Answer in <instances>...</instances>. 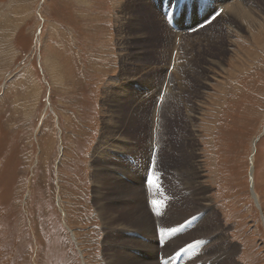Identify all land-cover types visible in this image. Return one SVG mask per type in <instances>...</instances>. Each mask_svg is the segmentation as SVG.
Returning <instances> with one entry per match:
<instances>
[{"label":"rangeland","instance_id":"374dc122","mask_svg":"<svg viewBox=\"0 0 264 264\" xmlns=\"http://www.w3.org/2000/svg\"><path fill=\"white\" fill-rule=\"evenodd\" d=\"M116 249L264 264V0H0V264Z\"/></svg>","mask_w":264,"mask_h":264},{"label":"bare ground","instance_id":"6f19581e","mask_svg":"<svg viewBox=\"0 0 264 264\" xmlns=\"http://www.w3.org/2000/svg\"><path fill=\"white\" fill-rule=\"evenodd\" d=\"M176 1V0H175ZM131 2V1H130ZM166 3V2H165ZM168 4L170 5V3L168 2ZM152 5V4H151ZM237 6V5H236ZM229 7H233V4H232V6L230 5ZM241 7V6H240ZM161 8H163V7H161ZM234 8V7H233ZM164 9H165V7H164ZM175 9V8H174ZM228 9V8H227ZM169 9L167 8L166 10H164L165 12H167ZM229 11L232 13L231 15H235L236 16V18H237V20H239L240 21V19L241 20H243V18H245V22H247L248 20L246 19V16H247V14H242V16L240 17L239 15H238V10L237 9H232V8H230L229 9ZM175 12V11H174ZM245 12V11H244ZM226 15H228V14H226ZM135 17V16H134ZM142 18V17H141ZM149 18V17H148ZM228 18V17H227ZM129 19H130V17H129ZM139 19V18H138ZM256 19V18H255ZM137 20V19H136ZM149 20H151V19H149ZM129 21V20H128ZM156 21V20H155ZM134 22V21H133ZM136 22V21H135ZM137 22H138V20H137ZM126 23V22H125ZM244 23V22H243ZM175 24V23H174ZM134 25H135V23H134ZM131 26V25H130ZM132 26H133V24H132ZM140 26V25H139ZM254 26H255V28H254V31L255 32H258V29H259V27H261L262 26V24L260 25V26H258V25H255L254 24ZM135 27V26H134ZM132 28V27H131ZM124 29V28H123ZM138 29V28H137ZM174 31V30H173ZM124 32V31H123ZM209 32V31H208ZM164 33H166V31L164 32ZM211 33V32H210ZM121 36V35H120ZM202 38V37H201ZM206 39V38H205ZM124 43V42H123ZM209 43V42H208ZM124 44H126V42L124 43ZM123 45V44H122ZM179 49H180V46H178V43H176L175 44V47L173 48V53L171 54V60L172 61H174V64H175V70L176 71H178L179 70V57H178V51H179ZM183 50V49H182ZM128 55V54H127ZM126 58V57H125ZM131 58V57H130ZM138 60V59H137ZM46 64V66L48 65V69H49V71H50V77L52 78V82H56V81H60L61 80V82L63 81V78H61L60 77V74H57V73H59L60 72V70H58L57 68H56V70L55 69H53L51 66H50V62H48V63H45ZM57 67V66H56ZM135 71V70H134ZM253 71V70H252ZM130 73V72H129ZM175 73V72H174ZM163 76V75H162ZM115 77V76H114ZM128 77V76H127ZM161 77V76H160ZM118 78H120V77H118ZM126 78V77H125ZM116 79V78H115ZM164 79V78H163ZM129 80V79H128ZM162 82V81H161ZM117 83V82H116ZM128 83V82H127ZM112 84V83H111ZM121 84V83H120ZM157 84H159V83H157ZM156 84V85H157ZM145 85V84H144ZM147 85V84H146ZM149 85V84H148ZM173 85H174V83H172V82H170V90H172V88H173ZM151 87V86H150ZM111 88V87H110ZM113 88V87H112ZM152 88V87H151ZM134 89V88H133ZM164 89V88H163ZM117 90V89H116ZM115 90V91H116ZM165 90V89H164ZM111 91V90H110ZM129 91V90H128ZM127 91V92H128ZM142 92V91H141ZM110 93V92H109ZM160 93H162V89L160 90V92H159V94ZM127 94V93H126ZM150 94V93H149ZM128 95V94H127ZM132 95V94H131ZM166 97V96H165ZM149 99V98H148ZM127 100V99H126ZM145 100V99H144ZM108 101V100H107ZM125 101V100H124ZM129 101V100H128ZM133 101V100H132ZM139 102V101H138ZM141 102H143V101H141ZM145 103H146V101H145ZM160 107V106H159ZM132 111V110H131ZM130 111V112H131ZM160 111V110H159ZM109 112V111H108ZM112 112V111H111ZM134 112V111H133ZM147 112H148V110H147ZM112 114V113H111ZM134 114V113H133ZM136 114V113H135ZM148 116V115H147ZM149 117V116H148ZM118 118V117H117ZM153 119H154V117H153ZM107 121H108V119H107ZM149 121V120H148ZM154 123V122H153ZM152 123V124H153ZM107 124V123H106ZM114 124V123H113ZM144 124V123H143ZM149 124V123H148ZM147 124V125H148ZM115 125V124H114ZM114 127V126H113ZM149 127V126H148ZM156 127V126H155ZM106 128H107V126H106ZM153 128V127H152ZM151 128V129H152ZM108 129V128H107ZM112 129V128H111ZM106 129H102V131H103V133H104V131H105ZM155 130H156V128H155ZM108 132V131H107ZM118 132V131H117ZM109 133V132H108ZM155 133L156 132H152L151 133V139H150V143H149V146H150V151L151 152H153V150H154V145H153V142H152V139L153 138H155ZM116 134V133H115ZM117 137V136H116ZM150 137V136H149ZM156 137H157V135H156ZM110 138V137H109ZM113 138V137H112ZM104 139V138H103ZM106 139V138H105ZM109 140V139H108ZM113 141V140H112ZM98 143H100V145L98 146V150L99 151H101L102 149V145H103V143H104V141L102 142V140H101V137H100V140H99V142ZM111 143V142H110ZM102 144V145H101ZM107 147H108V145H107ZM115 147V146H114ZM118 148V147H117ZM159 148V147H158ZM97 149V148H96ZM134 153V152H133ZM150 156V155H149ZM96 158H98V157H96ZM109 160H110V158H109ZM108 160V161H109ZM97 162H99L98 161V159L96 160ZM107 161V162H108ZM101 163V162H100ZM115 164V163H114ZM150 164V163H149ZM98 166V165H97ZM101 169V168H100ZM196 172V171H195ZM194 172V173H195ZM196 173H198V172H196ZM196 175V174H195ZM197 177H199L198 175H196ZM194 180V179H193ZM196 181V180H195ZM191 182H194V181H191ZM196 182H198V181H196ZM197 184V183H196ZM199 184V183H198ZM129 187V186H128ZM198 187H200V186H198ZM203 191V190H202ZM201 192V191H200ZM98 193V192H97ZM100 193V192H99ZM196 193H198V192H196ZM199 194H201V193H199ZM194 195V194H193ZM203 195V194H202ZM199 197V196H198ZM137 198V197H136ZM128 201H131L130 199H128ZM132 202V201H131ZM193 203V202H192ZM191 203V204H192ZM202 203V202H201ZM140 204H138V206H139ZM193 205V204H192ZM197 205H198V203H197ZM201 205V204H200ZM135 207H137V206H135ZM133 208V207H132ZM140 208V209H139ZM196 208V207H195ZM136 209L137 208H134V209H129V210H131V214H129V216H128V221L129 222H134V223H136V225H138L141 229H142V231H146V232H148L150 229L149 228H152V223H151V219H150V216H149V214H148V211H144V210H142V211H140V213H137V211H136ZM139 210H141V205L138 207V212H139ZM171 210V209H170ZM169 210V211H170ZM136 212V213H135ZM169 214V213H168ZM193 215V214H192ZM166 217V216H165ZM172 221V220H171ZM137 226V227H138ZM197 229V231H201V234L203 233V234H212V230H210V229H207V227H206V225H202V224H198L197 225V227H196ZM170 228H166V230H169ZM171 230V229H170ZM188 230V229H187ZM195 230V231H196ZM142 231H141V233H142ZM154 231H156V230H154ZM165 231V230H164ZM122 232V231H121ZM144 233V232H143ZM166 234V233H165ZM194 234V233H193ZM196 234H198V233H196ZM149 235H151V234H149ZM124 236V235H123ZM152 236V235H151ZM151 236H150V238H151ZM148 237V236H147ZM148 239V238H147ZM152 239V238H151ZM172 242V241H171ZM171 242H169L166 246H165V251L167 252V253H172V251H171V249L173 248V249H175L176 247H175V245H173ZM142 244V243H141ZM175 244H177V243H175ZM181 243H179L178 245H180ZM137 246V245H136ZM141 247H144V243H143V246H141ZM149 247V246H148ZM156 247V246H155ZM155 247H153V248H155ZM131 248V247H130ZM149 248H151V247H149ZM118 250H119V247L117 248ZM116 249V251L112 254V256L110 257V260H111V263L110 264H125L126 262L128 263V258L127 259H122L121 258V255H119L118 254V250ZM136 249V248H135ZM137 249H139V248H137ZM142 249V248H141ZM145 249V248H144ZM147 249V248H146ZM177 249H178V247H177ZM181 249V248H180ZM186 249V248H185ZM184 249V250H185ZM192 249V248H191ZM150 250V249H149ZM147 251V250H146ZM165 253V252H164ZM143 254V253H142ZM128 255V254H127ZM179 255H181V254H179ZM165 256H167V255H165ZM176 256V255H175ZM185 256V255H184ZM162 257V256H161ZM160 257V258H161ZM173 257V256H172ZM189 257V256H188ZM117 258H119V260L117 259ZM130 258V257H129ZM166 258V257H165ZM177 258V257H176ZM185 258H186V256H185ZM137 259V258H136ZM168 259V258H167ZM174 259V258H173ZM208 259H211V258H208ZM133 260V259H132ZM157 260V259H156ZM215 260V259H214ZM213 260V261H214ZM138 261V260H137ZM166 261V260H165ZM172 261V260H171ZM164 262V261H163ZM132 263V262H131ZM157 263H159V262H157ZM134 264V263H133ZM160 264V263H159ZM162 264V263H161Z\"/></svg>","mask_w":264,"mask_h":264},{"label":"snow or ice","instance_id":"6c2138e0","mask_svg":"<svg viewBox=\"0 0 264 264\" xmlns=\"http://www.w3.org/2000/svg\"><path fill=\"white\" fill-rule=\"evenodd\" d=\"M152 203L155 205L157 202L156 201H153ZM157 211H159V209H157Z\"/></svg>","mask_w":264,"mask_h":264}]
</instances>
